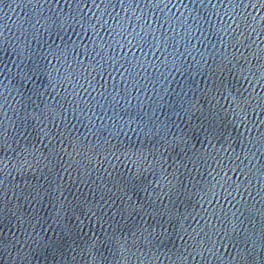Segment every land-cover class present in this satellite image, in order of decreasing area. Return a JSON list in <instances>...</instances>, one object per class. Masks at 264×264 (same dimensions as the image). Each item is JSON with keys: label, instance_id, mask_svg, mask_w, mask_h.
I'll use <instances>...</instances> for the list:
<instances>
[{"label": "snow or ice", "instance_id": "obj_1", "mask_svg": "<svg viewBox=\"0 0 264 264\" xmlns=\"http://www.w3.org/2000/svg\"><path fill=\"white\" fill-rule=\"evenodd\" d=\"M78 2L87 3V0H78ZM92 2L94 4H97V7H98L99 3L104 2V0H92ZM108 2L111 3V0H108ZM119 2L121 4H123L126 2V0H119ZM105 14L112 16L110 13H108L105 10L99 16L95 17V23H93L92 21H88V23L92 27L94 34L97 35L100 38V40L102 41L103 46L105 48L110 49L112 52L111 56H109L107 53H105L103 55H101L100 53H96L95 55H96V57H99V59L95 60V62L100 64V68H101L102 72H104V71H107V69H106L104 64L100 63V61H111L109 66L111 67L113 72L118 73L122 79H124L125 74H127V76L129 78L134 80L133 73L135 72L136 75H139V72L136 71L137 69H139L140 71H145V72L147 69L144 67L143 64H141L139 62V60H137L136 65H131L130 62H128L126 59L127 54L123 55L125 58V63L129 64L128 67H125V63L120 62V58L116 54V51H115V48H113V45L108 43L107 40H104V38L100 36V29L107 27L109 30V33L111 34V38H113L115 35H120L121 37H125L126 41H127L126 43L129 46L128 51H131L132 48H136V47H140V50L142 51L141 40H143L144 43H147L148 41H147L146 37L141 36V33L136 32V29H133L132 32H129L128 28L125 26V25H128V21L126 19H123L117 15V16L113 17L117 22L114 24H108L107 20L104 19ZM137 25H138V22H137ZM140 27L143 29V26H140ZM181 27L184 29L186 35L194 34L196 31V25L195 24L189 25V24H187L186 21L183 24H181ZM174 35H175V33H174ZM152 40L156 42V44H154V46H158L159 38L156 37L154 33L152 34ZM133 41H136V43H133ZM113 43L118 45L120 47V49L124 48V45L121 44L120 41L113 40ZM84 55L86 57H88L90 54L85 53ZM77 59H79V57H77ZM49 63H50V61H49ZM15 67L19 70L18 75L22 76L24 79H32L33 78L31 75V69H27V70L20 69L19 64L16 65ZM85 71H86V69H85ZM93 71H95V69H93ZM5 72L10 73L11 69L8 68L5 63L0 62V83H2L3 80L7 78V76L5 75ZM89 75H91V74L89 73ZM94 79L95 78L93 77V80ZM89 87H92L91 81H89ZM101 95H103V94L101 93ZM222 179L224 180V183L221 185V187L223 188V191H224L223 199L227 198V197H232V192H230L228 190V188H229L228 181L230 180V178L225 175V177H222ZM232 198L234 199V197H232ZM214 249H215V244H213L212 248L209 249L210 253ZM230 259H233V258L230 257ZM217 264H220V260H217Z\"/></svg>", "mask_w": 264, "mask_h": 264}]
</instances>
